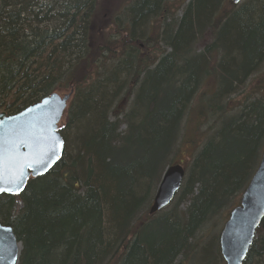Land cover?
Instances as JSON below:
<instances>
[{
  "label": "trees",
  "instance_id": "16d2710c",
  "mask_svg": "<svg viewBox=\"0 0 264 264\" xmlns=\"http://www.w3.org/2000/svg\"><path fill=\"white\" fill-rule=\"evenodd\" d=\"M71 89L62 159L0 195L18 264H225L206 234L264 150V0H0V113ZM194 111L213 139L150 215ZM244 264H264V219Z\"/></svg>",
  "mask_w": 264,
  "mask_h": 264
},
{
  "label": "water",
  "instance_id": "95a60500",
  "mask_svg": "<svg viewBox=\"0 0 264 264\" xmlns=\"http://www.w3.org/2000/svg\"><path fill=\"white\" fill-rule=\"evenodd\" d=\"M231 1L237 5L244 0ZM73 93V89L62 94L53 92L15 114L0 113V159L3 164L0 187L12 189L0 192V195L22 193L31 178L51 171L62 159L65 141L60 124ZM185 175L182 164L167 167L150 206V215L171 204ZM263 219L264 151L240 204L232 209L221 230L219 246L226 264H244ZM20 252L21 244L12 226L0 223V264H18Z\"/></svg>",
  "mask_w": 264,
  "mask_h": 264
},
{
  "label": "rangeland",
  "instance_id": "374dc122",
  "mask_svg": "<svg viewBox=\"0 0 264 264\" xmlns=\"http://www.w3.org/2000/svg\"><path fill=\"white\" fill-rule=\"evenodd\" d=\"M209 40H211V38L204 39L203 41L198 42L195 45L197 50H202L204 45ZM208 83H210L211 86L213 85V83L211 81H209ZM246 84H247L246 88H248L247 93L251 94V91L255 88L257 89L256 86L261 84V82H259L256 78L252 77L246 82ZM256 89H255V91H256ZM243 99H244L243 95H239V96L234 97L232 102H231V106H233L234 104L236 105L239 102H242ZM215 116H216L215 113H211L209 118L203 119L202 117L200 118L197 115V113L194 111V113L191 116V119L186 122V124L188 125V129L191 131L190 135L188 136V139H187L188 141H187V143H185L182 146L179 155L176 157V163L182 164L185 167H187L190 164V162L193 160L194 156L198 153V151L200 150V147L204 144L206 139L209 141L211 139H213L211 137L213 134H210L212 132L210 125L213 124ZM232 119H233V116H231V117L229 116V118H227L226 121L229 122ZM66 122H67V120L65 118H63V121H62L63 127L66 124ZM241 196H242V194L240 196H238V198L235 200L236 203H238V201L240 203ZM176 200L177 199L174 200L175 201L174 203H176ZM226 217L228 218V214L225 215L224 217H222L221 219L217 220L215 223L213 222L214 225H213V223H211V225L207 228L208 230H207L206 235L208 238H209V236H212V235H218L219 236V234L222 230V227H223L225 221L227 220Z\"/></svg>",
  "mask_w": 264,
  "mask_h": 264
},
{
  "label": "snow or ice",
  "instance_id": "6c2138e0",
  "mask_svg": "<svg viewBox=\"0 0 264 264\" xmlns=\"http://www.w3.org/2000/svg\"><path fill=\"white\" fill-rule=\"evenodd\" d=\"M21 176L23 175V173L20 174ZM3 181V164H2V159H0V182ZM3 191H12V189H6L4 187H0V192Z\"/></svg>",
  "mask_w": 264,
  "mask_h": 264
},
{
  "label": "bare ground",
  "instance_id": "6f19581e",
  "mask_svg": "<svg viewBox=\"0 0 264 264\" xmlns=\"http://www.w3.org/2000/svg\"><path fill=\"white\" fill-rule=\"evenodd\" d=\"M239 5V4H238Z\"/></svg>",
  "mask_w": 264,
  "mask_h": 264
}]
</instances>
